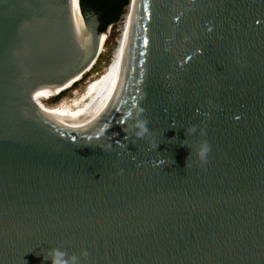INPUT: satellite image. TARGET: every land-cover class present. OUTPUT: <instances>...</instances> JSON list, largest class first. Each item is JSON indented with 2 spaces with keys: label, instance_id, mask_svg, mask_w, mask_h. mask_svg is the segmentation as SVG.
I'll return each instance as SVG.
<instances>
[{
  "label": "water",
  "instance_id": "water-1",
  "mask_svg": "<svg viewBox=\"0 0 264 264\" xmlns=\"http://www.w3.org/2000/svg\"><path fill=\"white\" fill-rule=\"evenodd\" d=\"M101 18L81 0H0V264H49L54 247L86 250L81 264H264V0H151L95 95L34 106ZM138 107L152 134L126 139Z\"/></svg>",
  "mask_w": 264,
  "mask_h": 264
},
{
  "label": "bare ground",
  "instance_id": "bare-ground-1",
  "mask_svg": "<svg viewBox=\"0 0 264 264\" xmlns=\"http://www.w3.org/2000/svg\"><path fill=\"white\" fill-rule=\"evenodd\" d=\"M150 4L151 0H131V4L127 9L124 18L122 37L118 45L119 48L114 55L112 63L109 65L103 75H100L97 80L90 84L83 94L73 99H64L61 103L54 107L47 104V101H49L51 98L59 96L65 91L74 88L78 82L84 80L85 75L91 72L99 57L101 56V53L105 49L111 29L103 32L98 37L95 35L90 41H88L81 48L77 58L70 68L50 82L51 86H55L54 89L48 93H39L38 96H34L31 99L32 104L42 108H66L83 103L95 95L114 75H116L124 67L136 49L149 19ZM97 49L99 50L100 55L96 63L91 68H89L88 71L86 70V73L82 78H78L82 75V73L79 72L80 74L77 75L75 74V71L82 67V65H84L87 61H89L93 56L94 51Z\"/></svg>",
  "mask_w": 264,
  "mask_h": 264
},
{
  "label": "clouds",
  "instance_id": "clouds-1",
  "mask_svg": "<svg viewBox=\"0 0 264 264\" xmlns=\"http://www.w3.org/2000/svg\"><path fill=\"white\" fill-rule=\"evenodd\" d=\"M144 111L145 110L142 107H138L134 111L130 110L126 114L125 120L131 121V123L128 124L127 128L124 129L127 134L125 137L126 139L128 138V136H134L137 139H144L152 134V130L148 127L149 121L147 117L143 115ZM196 133V126H192L190 129L185 130V137L194 136L196 135ZM150 143H152V141H150ZM155 147L157 148V145H155ZM209 151L210 145H208L206 141L203 142L197 150L198 158L202 162L206 161ZM81 256L87 257V251L84 250L79 255H77L69 254L62 247H54L47 250L46 255L43 256V259L44 261H48L49 264H81Z\"/></svg>",
  "mask_w": 264,
  "mask_h": 264
},
{
  "label": "rangeland",
  "instance_id": "rangeland-1",
  "mask_svg": "<svg viewBox=\"0 0 264 264\" xmlns=\"http://www.w3.org/2000/svg\"><path fill=\"white\" fill-rule=\"evenodd\" d=\"M125 15L119 22L112 25L109 38L105 45V49L101 53V56L99 57L96 65L91 70V72L85 75L84 80L78 82L79 84L77 83L74 88L65 91L63 94L59 96H55L51 98L49 101H47V104L49 106L54 107L57 104L61 103L62 100L64 99H73L80 96L87 90V88L90 86L92 82L97 80L100 77V75H103L105 73L109 65L112 63L114 55L119 48L118 45L122 37V29H123V22Z\"/></svg>",
  "mask_w": 264,
  "mask_h": 264
},
{
  "label": "trees",
  "instance_id": "trees-1",
  "mask_svg": "<svg viewBox=\"0 0 264 264\" xmlns=\"http://www.w3.org/2000/svg\"><path fill=\"white\" fill-rule=\"evenodd\" d=\"M131 0H81V5L92 6L95 11L102 12L101 32L119 22L126 14Z\"/></svg>",
  "mask_w": 264,
  "mask_h": 264
}]
</instances>
